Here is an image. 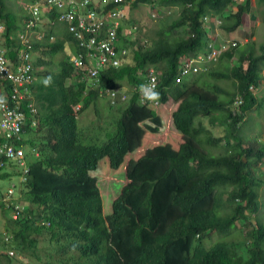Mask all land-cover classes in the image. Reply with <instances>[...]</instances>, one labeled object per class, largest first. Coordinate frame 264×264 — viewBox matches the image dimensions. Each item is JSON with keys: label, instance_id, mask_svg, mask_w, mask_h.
<instances>
[{"label": "trees", "instance_id": "16d2710c", "mask_svg": "<svg viewBox=\"0 0 264 264\" xmlns=\"http://www.w3.org/2000/svg\"><path fill=\"white\" fill-rule=\"evenodd\" d=\"M146 5L160 7L154 10L159 16L163 9L179 16L168 31L165 25L157 31L149 47L137 50L138 40H126L121 28L120 44L132 49V64L104 72L100 84V89H129L116 134L102 144L95 143L102 140L99 136L88 137L93 144L81 141L74 108L81 104L85 110L100 93L84 97L85 83L66 86L73 74L68 58L57 79L49 73L54 82L49 94L40 86L38 97L33 95L41 120L37 130H27L37 134L25 141L27 179L20 182L21 170L0 159V180L18 177L17 194L27 208L16 220L3 215L0 264H264V221L257 218L264 207V143L255 138L246 144L241 135L248 112L264 111V98L250 91L261 83L264 54L254 57L253 43L238 46L221 57L224 70L191 73L176 84L180 65L206 54L214 40L205 17L221 19L228 37L249 16L260 15L264 0H134L131 12ZM21 16L0 0L8 46L23 28ZM34 23L31 31L39 34ZM174 31L177 38L170 36ZM63 48L56 40L43 52ZM8 55L15 60L14 52ZM235 57L231 65L228 60ZM41 63L37 59L34 70ZM150 67L159 75L158 99L142 104L137 90L146 82L141 73ZM222 80H231L235 91L220 87ZM238 96L243 104L233 111ZM202 118L224 129L223 136L215 137ZM212 149L224 152L213 154ZM112 173L125 174L126 180L113 198L112 213L105 215L107 182L116 178ZM0 209L9 210L3 204ZM212 236L218 238L208 248Z\"/></svg>", "mask_w": 264, "mask_h": 264}, {"label": "built area", "instance_id": "2783aa9c", "mask_svg": "<svg viewBox=\"0 0 264 264\" xmlns=\"http://www.w3.org/2000/svg\"><path fill=\"white\" fill-rule=\"evenodd\" d=\"M127 8L125 0H44L28 4V22H25V30L14 33L13 37L16 44L13 48L17 54L16 60H10L5 54L10 50L3 46L6 31L5 27L0 25V84L4 90V94L0 95V159H5L21 170L20 182L27 179L29 172L24 141L32 133L27 130H36L39 126V111L30 92V86L35 80L31 56V28L35 25L34 22L41 20V14L55 13L59 23L67 24L81 48V53L72 59L74 66L79 69L76 73L80 80L93 82L94 85L98 82L100 71L119 68L127 55L126 49L118 47L119 29L128 19ZM135 29L134 27L127 31L128 37H133ZM199 61H202L201 58L185 63L182 66V75L197 72L198 68L194 67V64ZM180 81L181 78H178L177 82ZM157 84L156 73L149 70L144 86L155 91ZM139 93L142 102H146L143 93ZM107 94L113 103L119 98L118 91H107ZM121 99L125 100L126 97ZM239 104L241 100L236 103ZM32 151L38 156L35 149ZM0 204L11 211V218L14 220L26 215L27 208L20 203L15 185L2 190ZM10 239L11 237L7 236L5 240ZM7 253L14 255L13 251Z\"/></svg>", "mask_w": 264, "mask_h": 264}, {"label": "rangeland", "instance_id": "374dc122", "mask_svg": "<svg viewBox=\"0 0 264 264\" xmlns=\"http://www.w3.org/2000/svg\"><path fill=\"white\" fill-rule=\"evenodd\" d=\"M9 7L17 14H23L25 11L26 3L28 0H7ZM242 1V0H238ZM255 3V0H253ZM160 7L154 8L149 5L142 6L137 9L135 12H131L130 14L133 16V20L135 21L136 25L138 26V32L134 37H137V40L141 45L150 44L151 39L157 38V31L165 25L166 30L168 31L169 25L171 20L177 18L179 16V12L174 11H166L163 9V13L157 19L152 18V11L159 10ZM259 11H261L260 15L257 14L255 17L249 16L248 19L244 21L243 26L239 34H236V37L242 39V42H245L246 45L248 43H253L255 45V53L258 55L264 54L261 50V46L264 44V7H259ZM154 13V12H153ZM208 28L209 25H206ZM240 29V30H241ZM170 36L172 38H177L179 34L177 32H171ZM234 38V36H233ZM247 39L248 43L245 41ZM238 40V39H237ZM242 45L241 41L238 40ZM132 59V58H131ZM54 72H58V68L56 67ZM221 84L224 85L225 89L230 91L233 90L231 82H222ZM262 90L259 92V94ZM257 94V95H259ZM261 96H264L262 94ZM261 100V98H259ZM123 105V106H122ZM128 103H120L114 107L110 106V100L108 98H100L91 104L88 108H86L78 117V131L81 133V141L84 144L89 145L93 144L92 141L89 140L88 137L96 138L99 136L102 140L95 142L96 144H102L104 141L107 140L108 135H114L117 133L118 130V122L122 116L123 111L127 108ZM204 124L206 123L208 126L212 127L210 121L207 119L203 120ZM216 135H223L224 129L221 127H212ZM264 130V111L262 110H253L249 111L247 115V121L242 125L241 128V135L242 139L245 141L246 144L254 141V139L261 138V141L264 142V133H261ZM258 135V137H256ZM106 136V138H104ZM211 152V149H208ZM223 149H212L213 154H221L223 153ZM261 171L263 175L261 178L264 180V165L261 166ZM112 175H116V178L111 179L107 182V186L110 187V191L108 194H104L105 198V215H110L112 213V204L114 196H117L121 193V188L123 186V181L126 180L125 174L122 173H112ZM111 175V176H112ZM19 181L18 177H14L11 181H3L0 180V189L7 190L12 185H15ZM106 181V180H105ZM108 195V196H107ZM261 200L264 203V187L261 189ZM6 217H11V211L0 209V233L5 232V225L7 220L4 218L3 215ZM260 217L262 221H264V207L261 208L260 212L257 215V218ZM12 220H14L12 218ZM240 224V223H239ZM247 229H244L246 232ZM6 235L5 237H7ZM217 236H212L207 242V247L210 248L212 244L217 241ZM16 255V254H15ZM19 257V256H18Z\"/></svg>", "mask_w": 264, "mask_h": 264}, {"label": "clouds", "instance_id": "9594fccd", "mask_svg": "<svg viewBox=\"0 0 264 264\" xmlns=\"http://www.w3.org/2000/svg\"><path fill=\"white\" fill-rule=\"evenodd\" d=\"M36 1H44V0H28V2L26 3V7H27V5L28 4H31V3H34V2H36ZM92 1H94V2H96V0H92ZM126 1V3L128 4V8H127V14H128V19L127 20H125L124 22H123V25L120 27V29H119V35H120V31H121V28H123V34H124V36H125V38H126V40H128L129 42L130 41H136L137 40V37H134L136 34H137V32H138V26L136 25V23H135V21H134V23H129L130 22V20L131 19H133L132 17H131V4H132V2L134 1V0H131V1H127V0H125ZM7 4H8V1H7ZM8 6H9V4H8ZM26 7H25V10H26V18L24 19V21L21 23L20 21V23L22 24V29L21 30H16L15 31V33L16 32H18V31H22V32H24V30H25V22H28V16H27V9H26ZM10 8V7H9ZM11 9V8H10ZM154 12V13H153ZM24 14V13H23ZM22 14V15H23ZM48 15H53V18H55V19H57L56 18V14L55 13H47ZM47 14H41V16H40V18H41V20H38L37 21V25H38V27L42 24V21H43V18L44 17H46L47 16ZM152 18L153 19H157V18H159L160 16L157 14V12L156 11H152ZM61 24H65L66 26H67V24L66 23H61ZM222 24H223V21L221 20V19H218V18H216V17H205L204 18V26H205V28H207L206 27V25H209V27L207 28L208 29V31H209V33H211L213 36H214V40L213 41H211V42H209V44L207 45V50H206V54H204V52H202V53H200L199 54V56L197 57V58H192L190 61H192V60H196V59H198V58H201V60L202 61H199L198 63H195L194 64V67H197L198 68V71L197 72H192V74H200V73H206V72H208L209 70H210V68H212V67H214V68H221V70H224L225 69V60H221V57L226 53V51H228V50H230V49H233V48H236V47H238V46H245L246 45V43L245 42H242L241 40L242 39H239V38H237L236 37V34H239L240 33V31H243L242 29L240 30V29H238V30H236L235 32H233V33H230L229 34V36L228 37H225V36H223V32H222V30H221V26H222ZM0 25H3L4 26V22L3 21H0ZM36 26V24L33 26V27H35ZM32 27V28H33ZM136 28L135 30H134V34H133V37L131 36V37H128V34H127V31L130 29V28ZM31 28V29H32ZM67 28H68V26H67ZM33 32V31H32ZM68 32H69V34L71 35V37H73V41L75 42V44H76V47H77V49H78V52L76 53V55L72 58V59H74L75 57H77L80 53H81V48L79 47V42H78V40L76 39V37L69 31V29H68ZM6 33H7V31H6ZM33 33H35V32H33ZM39 35H40V40H39V42H44L45 41V39H49V36H45L44 34H42V33H39ZM233 36H234V38H233ZM13 37H14V33H13V35H12V37H11V39H13ZM4 38L6 39V41H5V43H4V47L7 49V50H10V52H14L15 53V60L17 59V54H16V52L14 51V47H16V44H15V42H14V40H13V42L14 43H12V45L11 46H8L7 45V35L5 34L4 35ZM240 40L241 41V43H242V45L240 44V42L238 41V40ZM53 40H54V37H53ZM32 41H33V45H32V53H31V56H32V62L34 63V62H36L37 61V58L39 57V55L37 54V51H35V49H36V43H35V41L32 39ZM120 41H121V35H120ZM120 41H119V44H118V47H121L122 49H126L127 50V55H126V57L123 59V62H122V65L121 66H125L126 64H132V57H133V52H132V49H128V47H124V46H121V44H120ZM245 41L247 42L248 40L247 39H245ZM54 43V42H53ZM248 43V42H247ZM151 44H148L147 43V45H141L140 43H139V41H138V44H137V46L134 48V49H139V47L140 46H142V47H146V46H150ZM261 48H262V46H261ZM262 50V49H261ZM9 52V51H8ZM259 56H261V55H258V54H256L255 53V56L254 57H259ZM72 59L71 60H69L70 61V63L72 64V66H73V74H72V76H70L68 79H67V81H66V83H67V85H68V87H70V86H76L77 84H79V83H85L86 84V87H87V89L88 90H85L84 91V97H88L89 95H90V92H92V91H95V90H97V91H99V97L100 98H108L109 100H110V106L111 107H114V106H116L117 104H119L120 102H126L127 100H128V96L125 94V92L128 94V90H126L125 89V87L123 88V90H121V89H119V88H108V89H100V84H101V76H102V74H104V72H107L108 70H110V69H113V68H110V69H108V70H104V71H100V75H99V78H98V82L97 83H95L94 85H92L93 84V82H91V83H88L87 82V80H84V81H82V80H80V77L77 75V71H79V69L77 68V67H75L74 66V64H73V61H72ZM221 60V61H220ZM237 58L235 57L232 61H230V60H228V62H230V64L231 65H234L237 61ZM190 61H188V62H190ZM248 62V61H247ZM185 63H187V62H185ZM185 63H183L182 65H180V67H179V69H180V76L179 77H177L176 78V84H181V81L180 82H177V79L178 78H181V80L183 79V78H185V77H187L188 75H182V66L183 65H185ZM249 63V62H248ZM245 65L247 66V64L245 63ZM34 66V65H33ZM120 66V67H121ZM119 67V68H120ZM117 69V68H116ZM149 70H154V72H155V69L154 68H152V67H150V68H147L146 69V74L145 73H141V74H144V75H142L143 77L145 76V75H147V73H148V71ZM53 71V70H52ZM36 70H34L33 71V75H34V77H35V80H34V83H35V81H36ZM60 72L58 71V74H59ZM156 73V72H155ZM156 75H157V73H156ZM157 77H158V84H159V75H157ZM231 82L232 83V81L231 80H222V81H219L218 82V84H219V86L220 87H222L223 89H225V87H224V85L223 84H221L222 82ZM34 83L30 86V92H31V96H32V100L34 101V103L36 104V102H35V99L33 98V91H32V86L34 85ZM45 83L47 84L48 83V81L46 80L45 81ZM145 84V83H144ZM144 84L141 86V88L139 89V90H137L138 91V93L141 91L142 93H143V95H144V97L146 98V102H147V99L148 100H151L152 102L151 103H156V101H154V100H157L158 99V84H157V88H156V90L154 91L152 88H150V87H147V86H144ZM232 87H233V90L232 91H230V90H228V89H225V90H227L228 92H234L235 91V86H233V83H232ZM262 90V92L259 94V92ZM107 91H118L119 92V98H118V100L116 101V102H114L113 103V101L111 100V98H110V96L107 94ZM250 91H252L257 97H258V99L259 98H261V99H263L264 98V96H261L262 94H264V70L261 72V83H260V85H259V87L258 88H254V87H250ZM257 94H259V95H257ZM139 95H140V101H141V103L142 104H145L146 102H142V97H141V94L139 93ZM126 97V99L125 100H122L121 98L122 97ZM99 98V99H100ZM241 100V104H239V105H236V103H238L239 101ZM93 104V103H92ZM243 104V98L241 97V96H238L236 99H235V102L233 103V105L231 106V109L233 110V111H235L236 110V108L237 107H239V106H241ZM37 106V105H36ZM82 105L81 104H79V105H76L75 106V112L76 113H79L78 115H76V118H77V121H78V117H79V115L84 111V110H82ZM38 108V107H37ZM256 110V109H255ZM38 111H39V116H40V110L38 109ZM205 118H202L201 120H199V121H202V123L204 124V122H203V120H204ZM40 120L41 119H39V125H40ZM207 120H209L210 121V119L209 118H207ZM216 126H213L212 125V127H217L218 126V124H215ZM204 126H205V124H204ZM206 127V126H205ZM38 128H39V126H38ZM37 128V129H38ZM36 129V130H37ZM79 129V128H78ZM35 134H36V132H35ZM80 135H81V133H79ZM260 141H261V138H260ZM264 143V142H263ZM33 150V149H32ZM35 150H36V152L38 153V157H39V149H37V148H35ZM36 155V154H35ZM2 190V189H1Z\"/></svg>", "mask_w": 264, "mask_h": 264}, {"label": "crops", "instance_id": "0c3cea01", "mask_svg": "<svg viewBox=\"0 0 264 264\" xmlns=\"http://www.w3.org/2000/svg\"><path fill=\"white\" fill-rule=\"evenodd\" d=\"M22 18L19 20L21 23L24 21L25 17H26V10L24 11V14L21 16ZM5 27V31H7V26L4 24ZM38 31L39 33L44 34L45 36H49V39H45L44 42L40 43V35L36 32V33H32L31 38L35 41L36 43V49L35 51H37V54L39 55V57L37 59L40 58V61L42 60V63L40 66L37 67L36 69V81L32 87V91H33V95L38 97V90L40 88V86H44L46 89L44 91V93L49 94L48 91V87L53 85V81H51V77L49 75V73H52L53 76H55V79H57V75L58 72H54L52 70H55L56 67L58 68L59 72L61 73V68H62V60L68 58L69 60H71L76 53L78 52V49L76 47L75 42L70 38V34L68 32V28L65 24H61L57 21V19L51 17L50 15L47 14L46 17L43 18L42 24L38 27ZM54 37V40H53ZM56 40H60V42L63 43L64 48L63 49H56V50H48V53H44L43 52V47H45V45H47V43H51L53 44V42H55ZM7 53L6 56L7 58H9L10 60H13L9 55H8V51H6ZM48 81V83L46 84L45 81ZM66 86L67 83H66ZM126 90L127 87H125ZM4 94V90L2 85L0 84V95ZM36 105L38 107V109L40 110V106L38 104V98L37 100L35 99ZM127 102V101H126ZM126 102H120L122 103H126ZM119 103V104H120ZM123 106V105H122ZM55 107V106H54ZM39 119L40 116H39ZM205 126L208 130H210L213 135L215 137H222L223 135L219 136L216 135L213 128L208 126L205 123ZM33 136H37V134L32 133L31 136L27 137L26 140L31 139ZM25 140V141H26ZM24 141V143H25ZM27 161H29V159H27Z\"/></svg>", "mask_w": 264, "mask_h": 264}]
</instances>
